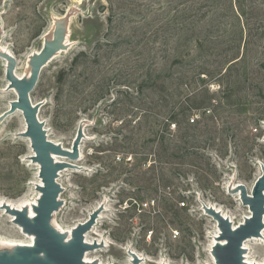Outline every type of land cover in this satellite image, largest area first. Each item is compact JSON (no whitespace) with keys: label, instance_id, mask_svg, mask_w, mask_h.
I'll list each match as a JSON object with an SVG mask.
<instances>
[{"label":"rangeland","instance_id":"374dc122","mask_svg":"<svg viewBox=\"0 0 264 264\" xmlns=\"http://www.w3.org/2000/svg\"><path fill=\"white\" fill-rule=\"evenodd\" d=\"M57 24L71 45L42 69L31 99L50 140L69 149L83 123L86 133L81 158L62 156L59 224L99 210V258L110 264H129L130 251L206 264L217 227L204 207L241 223L250 212L230 189L250 192L264 165V0H0V47L18 74ZM7 84L0 58V116L16 99ZM24 131L21 113L0 122L4 201L38 195ZM14 226L0 216V237L29 240ZM255 241L261 260L264 239Z\"/></svg>","mask_w":264,"mask_h":264},{"label":"water","instance_id":"95a60500","mask_svg":"<svg viewBox=\"0 0 264 264\" xmlns=\"http://www.w3.org/2000/svg\"><path fill=\"white\" fill-rule=\"evenodd\" d=\"M65 38L66 30L57 24L53 30L52 41L46 42L40 52L33 57V69L29 79H19L15 75L17 59L0 50V58L10 63L6 67V79L10 82L9 88H16L18 92L17 101L12 102L10 108L0 116V122L15 114L19 109L23 111L27 122L25 136L31 139V145L35 151L32 160L40 164L39 176L43 181V186L36 187L42 195L38 199V204L34 206L36 215L33 218L29 216L26 208L18 210L6 205L7 212L16 216L15 222L23 228V231L35 235V241L32 247H17L14 254L0 251V264H96L85 262L87 250L96 248L85 242V234L95 225L99 210L91 214L86 222L77 225L69 240L65 234L59 233L51 225L53 214L62 206L59 200L62 187L57 182L59 171L67 166L65 163H56L53 154L77 161L80 157L79 146L83 140V125L79 127L71 147L72 151L65 149L62 145L48 139L45 124L39 121L38 113L43 104L33 106L31 102V93L37 86L42 69L57 54L65 50ZM261 171L262 174L250 192L245 185L241 184L237 187V192H241L242 203L248 205L252 212L251 217L245 218L243 224L234 228L230 219L225 218L213 206L204 207V211L218 221L221 229L220 237L226 242L224 245L217 244L213 247L215 264H245L243 260L244 242L261 236L264 229L263 164H261ZM131 254L134 257V264H140L139 257L134 253Z\"/></svg>","mask_w":264,"mask_h":264},{"label":"bare ground","instance_id":"6f19581e","mask_svg":"<svg viewBox=\"0 0 264 264\" xmlns=\"http://www.w3.org/2000/svg\"><path fill=\"white\" fill-rule=\"evenodd\" d=\"M77 7H78V5H77ZM69 36H70V31H69V29H67V31H66V38H65V40H64V45H65V50H62L59 54H61L62 52H65L67 49H69V47H70V45H71V43H70V38H69ZM52 39H53V34H52V36H51V40L50 41H52ZM49 42V41H48ZM7 48V47H6ZM0 50L1 51H3V52H5V53H8V54H10V55H12V56H14L9 50H7V49H5V48H1L0 47ZM41 50V49H40ZM40 50L39 51H37L36 53H34L32 56H31V58H30V60H29V65H28V72L25 74V75H20V74H18V70H15V75L19 78V79H29L30 78V76H31V74H32V69H33V65H32V59H33V57H35L39 52H40ZM59 54H57L53 59H55ZM15 57V56H14ZM53 59H51L50 61H49V63L53 60ZM4 60V59H3ZM5 61V74H6V67H7V65H9L10 63L8 62V61H6V60H4ZM48 63V64H49ZM47 64V65H48ZM47 65H45L44 66V68L47 66ZM7 80V79H6ZM7 82H8V84H7V86H8V90L9 91H13L15 94H16V99L15 100H13V101H11L10 103H9V107H7L8 109L10 108V106H11V103L12 102H14V101H17V99H18V92H17V89L16 88H9V84H10V82L7 80ZM31 102H32V105L33 106H35V103H33V101H32V99H31ZM7 109V110H8ZM17 113H18V115L21 113V115H22V118L24 119V123H25V131H24V133H23V136L25 137V138H27V140H29V142H30V147H31V150H32V152H33V155H32V157H31V159L35 156V151L33 150V147H32V145H31V139H30V137H27V136H25V133H26V131H27V122H26V119H25V117H24V114H23V111L22 110H18L17 111ZM38 118H39V114H38ZM39 121L40 122H42L41 120H40V118H39ZM83 126H82V128H83V140L82 141H84L85 139H86V133H85V125H84V123L82 124ZM45 130L47 131V129H46V127H45ZM47 135H48V131H47ZM48 139H49V135H48ZM50 140V139H49ZM50 141H52V140H50ZM52 142H54V141H52ZM54 143H56V144H60V145H62L63 146V148H65L64 147V145L63 144H61L60 142H54ZM69 150H71L72 151V148H69ZM79 152H80V158H81V147L79 148ZM53 158H54V160H55V162L56 163H59V164H62L63 163V158H62V156H59V155H55V154H53ZM33 163L35 164V166L37 165L38 166V168H39V173H40V164L38 163V162H34L33 161ZM66 170H61V171H59V177H58V179H57V182H58V184L62 187V192H61V194H60V196H59V200L62 202V204H63V202H64V200L62 199V196H63V194H64V192L66 191V188H65V186H64V184H63V181H61V179H62V177L64 176L63 175V173L65 172ZM262 174V173H261ZM39 179H40V182L38 183V185L37 186H43V181H42V179H41V177L39 176ZM238 185L239 184H237V183H234L233 185H232V187H231V191H233V192H236V194H237V196H238V198L240 199V201H241V192H237V187H238ZM37 189V188H36ZM37 198H35L33 201L31 200H24V201H20V202H18V203H14V202H10V201H4V200H1L0 199V216L1 217H3V219L4 220H6L7 222H10L11 224H13V225H15L14 226V229H17L18 230V232L20 231V233L22 232V234L23 235H25L29 240H27V239H25V240H20V241H10V239L9 240H7V239H4V238H1L0 237V243H1V245H4V246H8V247H10L11 248V251H8L10 254H14V252H15V249L17 248V247H32L33 245H34V241H35V235H31V234H28V233H25L24 231H23V228L19 225V224H17L15 221V219H16V216L15 215H11V214H9L8 212H7V210H6V205H8L9 207H12V208H15V209H18V210H22V209H24V208H26V209H28V211H29V216L31 217V218H33L35 215H36V212H35V210H34V206H36L37 204H38V199H39V197L42 195V193L40 192V191H38L37 190ZM242 202V201H241ZM245 207H247L248 209H249V212H250V215L247 217V218H250L251 217V214H252V212L250 211V208H249V206L248 205H245V204H243ZM213 206V205H212ZM110 207V206H109ZM217 211H220L222 214H223V216L225 217V218H229L230 219V221H231V223H232V225H233V227L234 228H236V227H238L239 225H241V224H243L244 223V221L245 220H243L241 223H238V224H236L234 221H233V219H232V217L231 216H229V214H227L222 208H219V206H213ZM61 209H62V207H60V209L58 210V211H56L54 214H53V218H52V221H51V225H52V227L53 228H55L56 229V231H58L59 233H62V234H65L66 236H67V239L69 240V239H71V237H72V231H73V229L75 228V227H73V228H71V229H65V228H63L60 224H59V222H58V220H57V215L61 212ZM109 209V208H108ZM4 211V212H3ZM92 214V213H91ZM100 218V217H99ZM99 218H98V220H97V223H98V221H99ZM214 221H215V223H216V227H217V232H216V234L214 235V237H213V239H212V243H211V247H210V249H209V251H208V261L206 262V264H215V257H214V255H213V253H212V249H213V247L215 246V245H217V244H221V245H224V244H226V242L224 241V240H222V238L220 237V234H221V229L219 228V223H218V221L217 220H215L213 217H211ZM100 222V221H99ZM83 224V223H82ZM99 225V224H98ZM8 227V226H7ZM6 227V228H7ZM18 227V228H17ZM11 229V228H10ZM20 229V230H19ZM0 230H1V228H0ZM4 230V229H3ZM8 230V229H7ZM103 235L97 230V228H95V226L89 231V232H87L86 234H85V242L88 244V245H94L96 248L95 249H89V250H87V252L85 253V262L86 263H96V264H110V263H107V262H105V261H103L102 259H100L99 257V255H100V253H103L104 251H103V247H105L104 246V243L106 242V241H104L103 242ZM108 237H106V239H107ZM16 239V238H15ZM109 239V238H108ZM264 239V229L262 230V232H261V236H259V237H253V238H250V239H248V240H246L245 242H244V244H243V260H244V262H245V264H264V258L263 259H261V260H256V255H257V251L258 250H260L262 247H261V245H260V242H256L255 240H257V241H259V240H263ZM109 241H111L110 239H109ZM211 242V241H210ZM108 243V242H107ZM106 244V243H105ZM113 246V245H112ZM254 246H256V250L255 251H253L252 249H253V247ZM99 249H102V250H99ZM97 250H99V251H97ZM105 250V249H104ZM95 251H97V252H95ZM131 253H134L135 255H137L138 257H139V261H140V264H171V263H167V262H164V261H158V260H160V259H158L157 261H155V260H153V259H151V258H149L147 255L145 256L144 254H141V253H139V252H137V251H130V252H128L127 254H128V256L130 257L129 258V264H134V257H133V255L131 254ZM202 263V262H201Z\"/></svg>","mask_w":264,"mask_h":264},{"label":"built area","instance_id":"2783aa9c","mask_svg":"<svg viewBox=\"0 0 264 264\" xmlns=\"http://www.w3.org/2000/svg\"><path fill=\"white\" fill-rule=\"evenodd\" d=\"M199 119V115L198 114H195V115H193V117L191 118V120H190V123L191 124H194V123H196V121ZM176 128V125H173L172 126V129H175ZM172 234H173V237L174 238H178L179 236H180V232L179 231H175V230H173L172 231Z\"/></svg>","mask_w":264,"mask_h":264}]
</instances>
